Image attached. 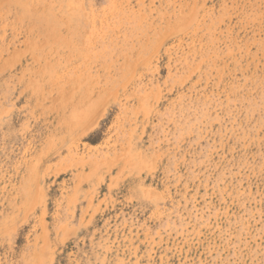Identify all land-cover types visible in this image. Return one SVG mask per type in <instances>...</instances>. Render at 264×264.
Instances as JSON below:
<instances>
[{"label": "rangeland", "instance_id": "obj_1", "mask_svg": "<svg viewBox=\"0 0 264 264\" xmlns=\"http://www.w3.org/2000/svg\"><path fill=\"white\" fill-rule=\"evenodd\" d=\"M0 264H264V0H0Z\"/></svg>", "mask_w": 264, "mask_h": 264}]
</instances>
